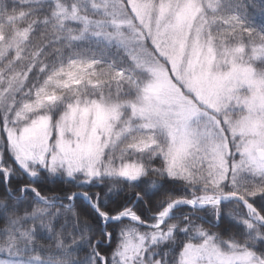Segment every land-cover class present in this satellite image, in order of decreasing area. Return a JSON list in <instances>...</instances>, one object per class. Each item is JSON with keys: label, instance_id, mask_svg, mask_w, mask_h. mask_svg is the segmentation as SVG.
I'll return each mask as SVG.
<instances>
[{"label": "snow or ice", "instance_id": "1", "mask_svg": "<svg viewBox=\"0 0 264 264\" xmlns=\"http://www.w3.org/2000/svg\"><path fill=\"white\" fill-rule=\"evenodd\" d=\"M0 185V264H264V0H0Z\"/></svg>", "mask_w": 264, "mask_h": 264}, {"label": "trees", "instance_id": "2", "mask_svg": "<svg viewBox=\"0 0 264 264\" xmlns=\"http://www.w3.org/2000/svg\"><path fill=\"white\" fill-rule=\"evenodd\" d=\"M57 191L59 190V189H56ZM3 191V185H0V192H2ZM3 226V219L2 218H0V227H2Z\"/></svg>", "mask_w": 264, "mask_h": 264}]
</instances>
